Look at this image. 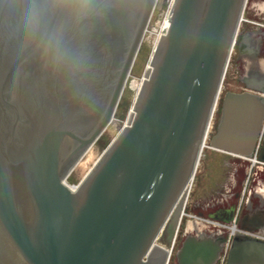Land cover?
<instances>
[{
  "label": "water",
  "instance_id": "1",
  "mask_svg": "<svg viewBox=\"0 0 264 264\" xmlns=\"http://www.w3.org/2000/svg\"><path fill=\"white\" fill-rule=\"evenodd\" d=\"M53 17L65 55L30 36L25 0H0V264H168L201 156H246L264 102L226 92L247 0H173L128 121L72 189L67 179L107 129L157 0H100ZM173 223L172 236L164 238ZM221 241L187 236L180 264H213ZM264 264V243L235 239L229 264Z\"/></svg>",
  "mask_w": 264,
  "mask_h": 264
},
{
  "label": "flooded vegetation",
  "instance_id": "2",
  "mask_svg": "<svg viewBox=\"0 0 264 264\" xmlns=\"http://www.w3.org/2000/svg\"><path fill=\"white\" fill-rule=\"evenodd\" d=\"M257 26L260 28L246 33L245 54L248 59L246 64L241 66L239 80L245 86V90L251 89L264 102V25ZM217 152L232 157L230 161L223 159L220 165V172L224 177L221 187L225 189V194L216 191L219 197L214 195L213 200L209 201L205 198L198 211L203 225L210 229L214 228V233L201 232L193 236L199 238L206 236L221 241L222 251L213 264H229V252L235 239L245 238L264 243V118L261 133L252 153L240 156ZM186 208L187 203L168 264H180L177 253L186 238L176 251L175 248ZM172 227L173 223L164 235L167 242L171 241L169 239L172 236ZM227 229L230 230V234L225 231Z\"/></svg>",
  "mask_w": 264,
  "mask_h": 264
},
{
  "label": "rangeland",
  "instance_id": "3",
  "mask_svg": "<svg viewBox=\"0 0 264 264\" xmlns=\"http://www.w3.org/2000/svg\"><path fill=\"white\" fill-rule=\"evenodd\" d=\"M173 0H157L151 21L144 35L141 47L136 57L135 63L131 70L130 76L125 85L121 100L113 117V120L101 135V137L91 147V159L86 162L87 165L83 169H75L72 171L67 179L69 186L74 187L81 182L86 173L92 168L96 161L100 158L102 153L115 139V137L121 132L126 125L131 109L133 107V101L136 93V85L143 79L145 71L149 65L150 59L153 53V42L161 32V27L167 13L171 9ZM254 22L255 24H251ZM258 25H264V0H247L245 10L243 13V20L237 36L236 45L231 55V59L227 68L225 79L223 82V89L221 92L220 100L217 110L215 112L210 136H212L218 127L221 116L222 99L226 92H243L245 86L240 82L239 77L241 74V66L247 62L246 50V33L250 30L260 28ZM129 88V89H128ZM129 90V91H128ZM135 91V92H134ZM129 95V96H128ZM133 99V100H132ZM93 156V157H92ZM230 161L232 157L205 148L201 156V160L191 185L190 193L188 196L186 215L184 216L180 231L178 234L177 245L175 251L180 247L181 242L187 236L198 235L201 232L208 234L214 233V228H207L203 225L201 218L198 214L202 202L213 200V196H218L215 192L225 194V189L221 187L224 177H222L220 169L222 160ZM81 172V173H80ZM220 229V228H219ZM223 230V229H221ZM229 232L230 230H225ZM230 236V235H229ZM231 237V236H230ZM162 238V243L163 239ZM221 264V263H220Z\"/></svg>",
  "mask_w": 264,
  "mask_h": 264
},
{
  "label": "clouds",
  "instance_id": "4",
  "mask_svg": "<svg viewBox=\"0 0 264 264\" xmlns=\"http://www.w3.org/2000/svg\"><path fill=\"white\" fill-rule=\"evenodd\" d=\"M100 0H25L24 25L27 33L45 42L57 57L65 55L63 39L50 29L53 17L63 15L76 21L94 14Z\"/></svg>",
  "mask_w": 264,
  "mask_h": 264
},
{
  "label": "bare ground",
  "instance_id": "5",
  "mask_svg": "<svg viewBox=\"0 0 264 264\" xmlns=\"http://www.w3.org/2000/svg\"><path fill=\"white\" fill-rule=\"evenodd\" d=\"M169 14H170V11L167 13V15H166V17H165V19H164V22H163V24H162V27H161V32L159 33V35L157 36V38L155 39V41L153 42V50L155 49V47H156V45H157V42H158V39H159V37H160V35L161 34H163L165 31H166V29H167V27H168V25H169V20H168V16H169ZM149 64H150V62H149ZM149 66V65H148ZM140 82L138 83V85H136V95H135V98H134V101H135V99H136V96H137V93H138V91H139V89H140V86H141V83H142V80L143 79H141L140 78ZM129 89V88H128ZM129 91V90H128ZM135 92V91H134ZM129 96V95H128ZM133 100V99H132ZM134 101H133V103H134ZM133 105V104H132ZM132 110V109H131ZM211 128H212V122L210 123V127H209V130H210V132H211ZM91 149V148H90ZM90 149L88 150V152L85 154V156L81 159V161L77 164V166L74 168V170L75 169H83L84 168V166L85 165H87L89 162V160L91 159V153H90ZM93 157V156H92ZM239 159V158H238ZM244 159H245V157H244ZM86 162H88L87 164H86ZM91 170V167H90V169H89V171ZM88 171V172H89ZM87 172V173H88ZM81 173V172H80ZM87 173H86V175H87ZM85 175V176H86ZM84 176V177H85ZM80 183V182H79ZM76 187L77 186H74V187H72V189H76ZM250 208V207H249ZM248 210H250V209H248ZM245 228V227H244Z\"/></svg>",
  "mask_w": 264,
  "mask_h": 264
}]
</instances>
